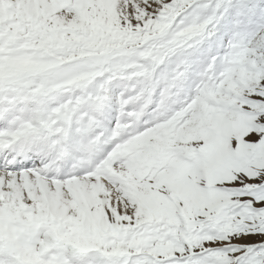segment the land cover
Returning <instances> with one entry per match:
<instances>
[{
  "label": "snow or ice",
  "instance_id": "snow-or-ice-1",
  "mask_svg": "<svg viewBox=\"0 0 264 264\" xmlns=\"http://www.w3.org/2000/svg\"><path fill=\"white\" fill-rule=\"evenodd\" d=\"M0 264H264V0H0Z\"/></svg>",
  "mask_w": 264,
  "mask_h": 264
}]
</instances>
